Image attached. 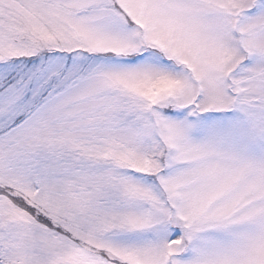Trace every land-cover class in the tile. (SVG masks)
I'll use <instances>...</instances> for the list:
<instances>
[{"label":"snow or ice","instance_id":"obj_1","mask_svg":"<svg viewBox=\"0 0 264 264\" xmlns=\"http://www.w3.org/2000/svg\"><path fill=\"white\" fill-rule=\"evenodd\" d=\"M0 264H264V0H0Z\"/></svg>","mask_w":264,"mask_h":264}]
</instances>
